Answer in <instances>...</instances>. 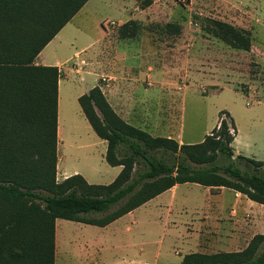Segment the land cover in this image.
<instances>
[{
    "label": "trees",
    "instance_id": "trees-1",
    "mask_svg": "<svg viewBox=\"0 0 264 264\" xmlns=\"http://www.w3.org/2000/svg\"><path fill=\"white\" fill-rule=\"evenodd\" d=\"M88 1L0 0V264H56L57 219L106 227L176 185L231 189L264 206V162L239 155L251 173L236 164L237 130L229 113H220L219 126L201 143L180 144L126 123L99 86L79 104L107 142L106 162L122 171L108 185L89 184L81 175L57 180L60 72L34 62ZM216 25L227 44L250 50L235 28ZM132 36L125 26L121 39ZM152 152L174 154L178 162L168 166ZM221 156L229 163H217ZM141 163L146 169L134 177ZM181 264H264V235L240 252L192 253Z\"/></svg>",
    "mask_w": 264,
    "mask_h": 264
},
{
    "label": "rangeland",
    "instance_id": "rangeland-1",
    "mask_svg": "<svg viewBox=\"0 0 264 264\" xmlns=\"http://www.w3.org/2000/svg\"><path fill=\"white\" fill-rule=\"evenodd\" d=\"M146 1L148 0H90L60 34V37L64 36L65 42L72 43L71 46L65 45V49H55V55L62 59L67 58L70 53L74 56L76 51L95 43L100 38L105 23L116 24L114 27L109 26L105 41L94 44L74 59L80 65L74 61L64 66L80 69L82 72L71 75L69 79L62 78L63 85L71 87L70 94L63 95L61 109L59 147L62 159L71 169L80 167L84 174H87V169L93 170L96 177L87 178L94 184L106 185L113 180L106 171L110 168L102 158L106 143L91 129L75 98L79 92L85 93L86 88L93 87L97 78L91 74L92 67L81 63L84 60L97 63V72L103 83L110 79V82L115 81V77L111 76L117 74L127 77L126 74L129 73V77H133L134 70L143 72L145 79L147 73H152L149 67L153 68L154 75L157 76L152 79V90L161 95V105L170 104L173 107L171 115L164 114L170 117L169 122H166L169 123L166 126L168 131H161L159 135L170 134L178 138L180 134V140L184 144L201 143L216 128L219 115L224 111L230 114L236 125L237 139L233 147L237 155L264 162V0H165L163 5L168 8L171 16H157L151 22L127 21L126 11L130 9L136 13V7L142 8ZM217 23L230 25L243 34L251 43L250 50L234 48L223 41L217 36L220 33ZM167 24H173L178 29L169 32L165 30ZM125 26L126 31L133 35L132 38H138L142 42L140 46H134L132 59L124 64L132 67V70L130 68L128 72L122 73L119 48L122 45L121 31ZM56 44L57 42L52 44L48 51ZM106 63L110 65L107 68ZM140 84L145 88L152 87L148 81ZM142 87L140 92L144 94ZM254 92L257 98L252 103ZM224 118L230 122L228 115H224ZM231 131L234 133L232 129ZM154 134L152 133L153 136ZM78 145L85 147H77ZM123 151L130 152L127 147ZM237 155L236 164L243 171L253 172V167L240 161ZM151 156L162 159L171 167L178 162L171 153L152 152ZM142 163L136 166L134 177H137L139 171L146 169ZM217 163L224 165L229 160L221 156ZM167 200L174 201L175 208L179 205L218 203L224 204V207H232L237 198L230 189L219 192L197 184H182L174 199L167 194L150 206L140 207L134 215L118 222L117 233L115 228L109 230V233H115L113 237H116V242H121L119 244L132 241L137 245L132 253L135 260H140L137 256L143 244H150L148 247L151 250L164 247L165 254L174 260V264L181 261L188 252L185 237L188 236L189 227L180 223L176 226L172 223L166 225L165 220L159 221L157 214L152 211L153 205ZM176 213L175 209L171 220L191 223V212L182 217L176 216ZM59 227L64 228L65 236L74 243L83 239L87 229H91L89 233L93 234L94 239L102 234L96 226L85 227L68 220L60 219L58 230ZM115 254L118 255L115 263H122V250H116ZM104 256L94 254L84 262L74 257L72 252L64 258L66 264H98L103 259L104 264H111L112 259ZM61 258L60 255L57 256L56 264H63Z\"/></svg>",
    "mask_w": 264,
    "mask_h": 264
},
{
    "label": "crops",
    "instance_id": "crops-1",
    "mask_svg": "<svg viewBox=\"0 0 264 264\" xmlns=\"http://www.w3.org/2000/svg\"><path fill=\"white\" fill-rule=\"evenodd\" d=\"M165 0H148L146 1V5L140 8L139 6L136 7V13H133L128 9L126 11L127 21L136 20L140 22H151L157 16H164L167 17L170 15V11L166 8L163 3ZM127 7V6H125ZM172 15V14H171ZM170 15V16H171ZM74 19V18H73ZM72 19V20H73ZM72 22V21H71ZM68 23L59 33L58 35L44 48V50L39 54L36 58L34 64L37 66H46V67H57L60 72V79L58 83V145H57V180L63 181L64 179L71 177L73 175H81L89 184H94L87 176L89 177H96L95 172L91 169H87L86 173L82 172L80 167H73V169L69 168L67 163L62 159L60 156V131H61V109L63 108V95L70 94L71 87L68 85H63L62 78L69 79L71 75H79L82 70L76 69L74 70L71 67L64 68L70 62H74L77 56L80 57L82 53L86 51V49L93 47L94 44H101L103 41L106 40L108 33L103 28L100 38L95 42L91 43L80 51H76L74 56L70 53L67 58H58L55 55V49H65L64 46H71L72 43L65 42L64 36L60 37L62 31L69 25ZM79 31V28H76V32ZM70 34V32H68ZM68 36V34H67ZM135 39V40H134ZM122 45H120V53L122 66L120 67V71L124 73L125 71L132 70V67L124 65L128 63L129 60L132 59V50L137 46H140L141 42L138 38H125L121 39ZM52 49L48 51L52 44H55ZM64 42V43H63ZM126 48L127 50H121ZM76 62V61H75ZM77 63V62H76ZM82 64H88V66L92 67L94 76H96V80L94 82V86L91 88H86L85 93L79 92L75 98L79 102V98L87 94L92 88L99 86L104 93L105 97L107 98L108 102L110 103L111 107L114 111L128 124L139 128V129H147L144 130L149 134L152 133L155 135L153 137H164V138H171L176 140L178 143L183 144L180 140L181 135L178 134V138L173 137L170 134L167 136H161L158 133L161 131L167 132L166 122H169V118L164 114L171 115L173 112V107L168 104L161 105V95L155 94L152 90L154 82L152 79L157 76L154 75L153 68L149 67V71L152 73H147L146 78L144 79V73L141 71H135L133 77H129V73H127V77L121 76L117 74L115 77V81L103 79L106 83H103L100 79V75L97 72L98 67L97 63H88L84 60L81 61ZM79 64V63H77ZM107 64V63H106ZM80 65V64H79ZM84 66V65H83ZM109 63L105 65V68L109 67ZM115 69V68H114ZM129 77V78H128ZM148 81L152 84V87L145 88L142 87L140 82ZM143 89V93L140 92V89ZM257 98L256 93H252V103L255 102ZM80 105V104H79ZM81 108V107H80ZM82 111V109H81ZM83 113V112H82ZM84 115V114H83ZM164 115V116H163ZM85 117V116H84ZM86 118V117H85ZM87 120V119H86ZM88 122V120H87ZM89 124V122H88ZM90 126V124H89ZM219 126V121L216 127ZM91 127V126H90ZM92 129V127H91ZM93 130V129H92ZM94 131V130H93ZM212 132V131H211ZM210 132V133H211ZM95 133V132H94ZM209 133V134H210ZM96 134V133H95ZM97 135V134H96ZM101 139V138H100ZM237 139V135L235 137L234 143ZM103 142L106 143V151L105 154L102 155L103 160H105V155L107 152V142L101 139ZM233 143V144H234ZM77 147L84 148L83 145H78ZM235 151V149H234ZM235 155L237 153L235 152ZM239 156V155H237ZM106 164L109 166L110 169H106L108 173L112 176V182L117 178V176L122 171L121 166L112 167L107 162ZM111 182V183H112ZM96 185H105V184H96ZM108 185V184H106ZM182 185V184H181ZM179 188V185L174 186L170 190L160 194L159 196L155 197L154 199L150 200L146 204L140 206H150L153 202H157L159 198L170 194L171 198L174 199L176 192ZM209 188V187H206ZM216 191H223L226 188L220 189H211ZM231 190V189H230ZM235 192V198L237 201L232 207H224V204H198V205H179L175 208L174 201H164L158 204L153 205L152 211L157 214V219L159 221L165 220L166 225H170V223L174 224L175 226L180 223L187 225L189 227L188 236L185 237V246L187 249L188 254L192 253H203V254H216L222 252H240L244 250L249 242L256 236V235H264V206L257 204L246 196L242 195L241 193ZM139 207V208H140ZM137 208V209H139ZM126 214L125 216L119 218L118 220L112 222L106 227H97V230H101L102 234L97 237L93 238V234H90L91 229H87L85 236L83 239L74 243L70 241L67 236L64 234V228L59 227L58 230V221L56 220V259L57 256H61V261L63 264H66V259L70 253L73 252V256L76 258L82 259L84 262L90 260L94 254H101L105 255L107 259H112L111 264H116L115 261L118 257L115 254L116 250L121 249L124 256L122 257V263L120 264H174V260L169 258L165 254V248L160 246L156 250H151L148 246L150 244H143L142 248L140 249L139 257L140 260H135L133 257V249L137 246L132 241L125 242L124 244H119L120 242H116L115 233H109V230L115 228L117 233V224L122 219L128 216L134 215V212L137 210ZM177 210L176 216H183L184 214L188 215L191 212L192 218L191 223L180 222L179 220H171L174 210ZM254 211V212H252ZM256 211V212H255ZM263 212V214L261 213ZM63 220V219H61ZM79 223V222H77ZM81 225L86 226H94L79 223ZM96 230V229H95ZM89 239V240H88ZM121 243V242H120ZM162 243V240L160 241ZM147 247L145 248L144 246ZM178 254V252H176ZM110 255V256H109ZM104 256V257H105ZM183 260V259H182ZM179 261L176 264H181ZM104 259L100 260L98 264H104Z\"/></svg>",
    "mask_w": 264,
    "mask_h": 264
},
{
    "label": "built area",
    "instance_id": "built-area-1",
    "mask_svg": "<svg viewBox=\"0 0 264 264\" xmlns=\"http://www.w3.org/2000/svg\"><path fill=\"white\" fill-rule=\"evenodd\" d=\"M116 24L114 23V22H107V23H105L104 25H103V28L106 30V31H108V29H109V26L111 27V26H115Z\"/></svg>",
    "mask_w": 264,
    "mask_h": 264
}]
</instances>
